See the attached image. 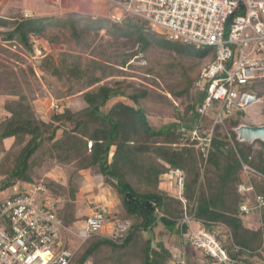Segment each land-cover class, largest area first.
<instances>
[{"label": "trees", "instance_id": "obj_1", "mask_svg": "<svg viewBox=\"0 0 264 264\" xmlns=\"http://www.w3.org/2000/svg\"><path fill=\"white\" fill-rule=\"evenodd\" d=\"M107 22L76 15L24 18L18 12L0 16L2 40L22 50V61L35 75L30 63L31 38L51 46L69 40L82 49L61 50L56 57L45 54L40 59L39 73L56 83L51 95L57 108L46 121L38 117L32 104L35 98L24 92L18 78L6 76L0 87L4 98L0 142L12 139V144L0 152V193L23 184L45 186L54 204L51 212L68 228L81 221L75 212L80 194L76 178L88 173L115 193L119 211L112 212L104 224L127 220L130 226L121 237L109 238L101 231L77 248L66 241V247L75 251L70 264H169L179 260L162 241L153 244L159 225L180 237L178 255L184 263L195 264L187 251L194 249L191 241L186 240V247L182 243L190 232L189 224L182 221L185 217L214 234L230 259L223 264H264V207L254 223L240 213L246 196L238 192L239 185L250 184L255 195L264 196V143L238 141L234 129L242 123L233 113L225 119L231 144L223 127H213L216 111L199 112L206 91L197 82L214 61V49L198 50L168 41L147 22L131 16L119 24L108 22L107 33L130 50L138 48L108 64L95 54L90 38ZM172 43L182 57L209 61L179 89L163 95L174 112L171 120L156 124L141 104L150 98L148 88L137 90L126 79H108L123 74L139 53L150 47L169 50ZM21 72L26 75L25 70ZM258 96H264V82ZM67 98L71 101L62 103ZM212 129L207 146L204 139ZM195 130L201 140L192 137ZM242 163L256 173L245 176ZM45 166L62 170L67 185L35 178ZM175 173L183 175L180 196L160 187L165 177ZM204 258L214 264L209 256Z\"/></svg>", "mask_w": 264, "mask_h": 264}, {"label": "built area", "instance_id": "obj_2", "mask_svg": "<svg viewBox=\"0 0 264 264\" xmlns=\"http://www.w3.org/2000/svg\"><path fill=\"white\" fill-rule=\"evenodd\" d=\"M103 1L122 10L116 15L109 12L107 17L113 23L136 17L147 22L155 32L163 33L168 41H179L198 50L214 49V61L203 70L197 82L206 91L199 112L216 111L213 127H223L233 144L226 130V117L243 112L257 100L264 103V96L245 91L255 82L264 81V0H242L241 7L229 0ZM241 9H245L244 15L238 14ZM23 17L33 18L28 12ZM31 41L32 60L38 67L45 52L36 47L38 40L31 38ZM212 131L204 139L207 146ZM192 137L201 140L196 130ZM242 170L245 176L256 173L245 163ZM171 175H177L175 183L182 190L183 175L168 176ZM238 192L246 196L240 205L241 214L249 215L264 207V196L255 195L252 185L241 184ZM53 205L46 196L45 186L29 184L15 186L11 195L0 199V264H70L75 251L66 247L65 233L76 236L82 244L104 229L109 216L106 207L95 205L84 225L74 232L54 216ZM183 222L191 225L190 218L185 217ZM190 238L192 245L213 263L230 262L214 234L201 228ZM178 261L185 264L182 258Z\"/></svg>", "mask_w": 264, "mask_h": 264}, {"label": "rangeland", "instance_id": "obj_3", "mask_svg": "<svg viewBox=\"0 0 264 264\" xmlns=\"http://www.w3.org/2000/svg\"><path fill=\"white\" fill-rule=\"evenodd\" d=\"M37 3V7L26 6V8L31 9L37 16L46 17L49 15L66 16V15H76L79 17L86 18H98L104 19L108 22L113 23L107 17L109 12L113 15L121 14L122 10L119 8H114L113 6L106 5L104 1L101 0H31ZM21 4V3H20ZM21 6V5H20ZM25 6V5H24ZM245 9L239 11V15H244ZM105 23L103 27L99 30L98 35L92 34L90 38L94 40L92 47L95 48V54L100 58L102 62L108 64L118 62V58L124 52L135 51L138 47L129 49V46L122 44L121 42H116L113 38L109 37L107 33V28L109 24ZM115 24V23H114ZM2 31H0V87L5 84L6 76L14 75L21 82V87L24 89L28 95L35 98L32 101L34 110L36 111L39 118L43 120H48L51 113L57 108V103L52 97V90L55 89V81L50 77H42L39 73L37 64L35 60L30 58L31 67L37 72V76L30 72V69L26 68V62L22 61V57L19 52L22 50L14 44H9L2 40ZM158 34L163 35V33L158 32ZM165 37V36H164ZM91 40V39H90ZM172 48L160 49L159 47H150L145 52L138 54V59L131 61L132 65L126 67L119 77H112L108 80H124L132 82L137 90H142L148 88L150 90V98L147 102H142V106L148 111L151 120L156 124L165 123L172 118L173 107L165 101L163 95L168 96L170 90H177L185 82L187 77L193 78L200 72V70L208 64V59L206 60H196L191 57H182L176 54V48L174 43ZM37 48L44 50L45 54L57 56L61 50H74L81 51L76 47L73 41H64L62 45H47L42 42L36 44ZM233 50L235 48H232ZM84 51L83 55L88 56L89 52ZM21 69L25 70L23 75ZM264 81L255 82L250 87L246 88L245 91L249 93L259 94L262 90ZM28 84V85H26ZM71 98L61 100L62 103L67 104ZM75 104L74 106H78ZM236 113V114H235ZM234 119L240 121L242 124L249 126L254 125H264V103L257 100L255 103L251 104L243 112H234ZM43 177L50 178L64 186L67 185L64 173L59 168L39 170L36 177L41 179ZM177 175L167 176L163 179L160 187L174 196H180L181 190L175 183ZM75 183L79 188V201L75 207L76 216L81 219L76 224L75 228H71L74 232L78 230V227L84 225L82 222L83 216H89L95 205H102L106 207V213L109 214L107 209L112 212L119 211L118 199L113 191L101 185L95 178L90 174L84 173L80 177L75 179ZM13 189H9L4 192L5 196L11 195ZM103 196L105 203L95 201L96 197ZM3 196L0 195V198ZM41 198L40 200H42ZM246 199V198H244ZM245 201V200H244ZM97 202V203H95ZM254 213V212H253ZM257 214V213H256ZM251 215V214H249ZM110 216V215H109ZM250 217V216H249ZM189 218V217H187ZM254 223H257V218L259 216L254 215L250 217ZM183 221V220H182ZM131 222L127 220L111 221L107 223L104 227L103 234L109 238L121 237L127 228L130 226ZM190 232L187 239H183V246L186 245V240H191V236L194 237L196 230L201 229L197 224L191 223ZM216 235L219 234L218 230H215ZM65 240L70 242L72 246L76 248L81 245L78 238L71 234L64 235ZM162 241L166 248L169 249L172 254L180 259L181 254L178 255L177 244L181 239L175 234L171 233L167 229L163 228L161 225L154 229V243ZM186 247V246H185ZM189 247L187 251L190 253L192 261L195 264H207L205 261V255L203 251L196 248L195 246ZM216 262V261H215ZM169 264H179L178 260H174ZM214 264H220L216 262Z\"/></svg>", "mask_w": 264, "mask_h": 264}, {"label": "crops", "instance_id": "obj_4", "mask_svg": "<svg viewBox=\"0 0 264 264\" xmlns=\"http://www.w3.org/2000/svg\"><path fill=\"white\" fill-rule=\"evenodd\" d=\"M26 6H32L33 8H35V7H37V3H34L31 0H0V16L1 17H8V16L11 17L14 15L16 16V14L18 12H20L21 15H23L24 12H28V13L32 14L33 17L37 16L31 9L26 8ZM37 17H39V16H37ZM3 101H4V98L0 96V116L3 114V111H2ZM44 121H46V120H44ZM11 144H12V139L2 140L0 142V152L6 151L11 146ZM0 195L3 196L0 199L6 198L4 193H0ZM97 200H98V202H101V203L106 202L104 197L103 196L101 197L100 195L98 197H96L95 201H97ZM95 203H97V202H95ZM107 211L109 212L108 215H110L112 213V211L110 209H107ZM253 212L255 213L256 216L258 215V211H253ZM253 212L251 213L252 216L254 215ZM251 215H249V216L251 217ZM83 217L84 218L82 219V222L84 223L88 216H83ZM78 228H80V227H78Z\"/></svg>", "mask_w": 264, "mask_h": 264}, {"label": "water", "instance_id": "obj_5", "mask_svg": "<svg viewBox=\"0 0 264 264\" xmlns=\"http://www.w3.org/2000/svg\"><path fill=\"white\" fill-rule=\"evenodd\" d=\"M238 2L239 6H242V0H229ZM237 140L252 144L254 141H261L264 143V125L249 126L246 124H240L234 129Z\"/></svg>", "mask_w": 264, "mask_h": 264}, {"label": "bare ground", "instance_id": "obj_6", "mask_svg": "<svg viewBox=\"0 0 264 264\" xmlns=\"http://www.w3.org/2000/svg\"><path fill=\"white\" fill-rule=\"evenodd\" d=\"M101 1H103V0H101Z\"/></svg>", "mask_w": 264, "mask_h": 264}]
</instances>
